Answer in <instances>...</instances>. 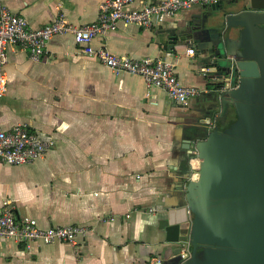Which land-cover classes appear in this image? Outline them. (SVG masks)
<instances>
[{"label":"crops","instance_id":"0c3cea01","mask_svg":"<svg viewBox=\"0 0 264 264\" xmlns=\"http://www.w3.org/2000/svg\"><path fill=\"white\" fill-rule=\"evenodd\" d=\"M103 1L0 0V10L25 17L34 28L62 14L81 25L98 20ZM204 13L194 6L150 30L121 24L94 41L117 56L174 64L183 85L204 91L184 107L144 78L116 74L87 56L71 35L54 37L40 62L9 47L0 128L28 125L55 146L32 165H0V207L10 204L18 220L33 217L44 228L80 225L87 234L77 247L5 242L0 264H158L175 252L165 226L170 220L186 234L192 224L180 186L189 165L196 170L185 140L191 125L207 118L200 111L207 81L197 52L186 53L194 45L171 43L174 32Z\"/></svg>","mask_w":264,"mask_h":264},{"label":"water","instance_id":"95a60500","mask_svg":"<svg viewBox=\"0 0 264 264\" xmlns=\"http://www.w3.org/2000/svg\"><path fill=\"white\" fill-rule=\"evenodd\" d=\"M203 8L171 43L194 45L207 81V118L185 140L199 170L193 180L189 165L180 186L192 224L182 234L167 220V241L178 247L158 264H264V0Z\"/></svg>","mask_w":264,"mask_h":264},{"label":"built area","instance_id":"2783aa9c","mask_svg":"<svg viewBox=\"0 0 264 264\" xmlns=\"http://www.w3.org/2000/svg\"><path fill=\"white\" fill-rule=\"evenodd\" d=\"M225 0H104L100 5L98 20L91 24L76 25L62 14L50 24L34 28L28 20L3 7L0 10V100L8 91L9 78L6 72L9 47L25 49L33 62H40L49 55L48 44L56 36L71 35L74 42L89 57L100 61L116 74H129L144 78L149 88L163 89L168 98L187 106L192 99L204 91L198 87L183 85L176 73V67L163 58L135 59L112 54L106 48H95L94 41L99 36L115 32L121 24L136 25L142 29L159 28L168 20L175 19L181 12L194 6L220 5ZM196 50H187L194 56ZM55 146L52 139H43L28 125H17L10 130L0 128V165L25 166L41 160ZM199 167L197 168L198 171ZM193 179L196 176L192 177ZM5 204L0 207V257L5 242H13L26 247L57 243L73 247L87 234L80 225L42 227L38 220L26 217L18 220L13 208ZM184 259L188 250L181 252Z\"/></svg>","mask_w":264,"mask_h":264},{"label":"bare ground","instance_id":"6f19581e","mask_svg":"<svg viewBox=\"0 0 264 264\" xmlns=\"http://www.w3.org/2000/svg\"><path fill=\"white\" fill-rule=\"evenodd\" d=\"M196 161H197V165H196L195 169L197 170L198 164H199L200 161L198 159Z\"/></svg>","mask_w":264,"mask_h":264},{"label":"rangeland","instance_id":"374dc122","mask_svg":"<svg viewBox=\"0 0 264 264\" xmlns=\"http://www.w3.org/2000/svg\"><path fill=\"white\" fill-rule=\"evenodd\" d=\"M195 176V174H194V172H193V175H192V177H194ZM193 179V178H192ZM193 180H195V179H193Z\"/></svg>","mask_w":264,"mask_h":264}]
</instances>
